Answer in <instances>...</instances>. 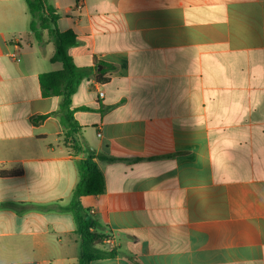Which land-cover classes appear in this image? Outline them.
I'll use <instances>...</instances> for the list:
<instances>
[{
	"label": "crops",
	"instance_id": "crops-1",
	"mask_svg": "<svg viewBox=\"0 0 264 264\" xmlns=\"http://www.w3.org/2000/svg\"><path fill=\"white\" fill-rule=\"evenodd\" d=\"M52 4L90 71L71 106L83 152L41 91L63 69L53 40L26 0H0V264L78 263L66 207L89 157L105 191L82 207L96 249L116 243L90 264H264V0Z\"/></svg>",
	"mask_w": 264,
	"mask_h": 264
},
{
	"label": "trees",
	"instance_id": "trees-1",
	"mask_svg": "<svg viewBox=\"0 0 264 264\" xmlns=\"http://www.w3.org/2000/svg\"><path fill=\"white\" fill-rule=\"evenodd\" d=\"M26 3L31 16L30 31L38 42L42 41L44 32L51 37L55 44L52 61L60 62L63 66L60 71L43 73L39 76L42 94L44 97H61L60 107L52 115H56L61 122L65 144L69 146L74 155H79L83 152L82 127L74 117L75 110L71 107L72 97L90 71L77 67L69 54V50L78 45L77 35L72 30L60 31L58 28L59 15L52 0H26ZM47 117L42 116L40 120ZM78 172L79 181L66 207V210L73 214L77 233L82 241L81 256L77 264H90L93 260L113 258L116 256L114 250L101 252L96 249L98 244L103 243L105 237L94 232L100 228V225L90 217L81 203L84 197L104 193V177L92 157L79 162Z\"/></svg>",
	"mask_w": 264,
	"mask_h": 264
},
{
	"label": "built area",
	"instance_id": "built-area-1",
	"mask_svg": "<svg viewBox=\"0 0 264 264\" xmlns=\"http://www.w3.org/2000/svg\"><path fill=\"white\" fill-rule=\"evenodd\" d=\"M77 9H82V3L77 4ZM100 96H103V92L100 93ZM105 242L109 245L111 251L116 248V243L114 239H106Z\"/></svg>",
	"mask_w": 264,
	"mask_h": 264
},
{
	"label": "rangeland",
	"instance_id": "rangeland-1",
	"mask_svg": "<svg viewBox=\"0 0 264 264\" xmlns=\"http://www.w3.org/2000/svg\"><path fill=\"white\" fill-rule=\"evenodd\" d=\"M45 34H46V32H44ZM48 37H49V39H51V37L48 35V34H46Z\"/></svg>",
	"mask_w": 264,
	"mask_h": 264
},
{
	"label": "water",
	"instance_id": "water-1",
	"mask_svg": "<svg viewBox=\"0 0 264 264\" xmlns=\"http://www.w3.org/2000/svg\"><path fill=\"white\" fill-rule=\"evenodd\" d=\"M87 219L89 220V217Z\"/></svg>",
	"mask_w": 264,
	"mask_h": 264
}]
</instances>
